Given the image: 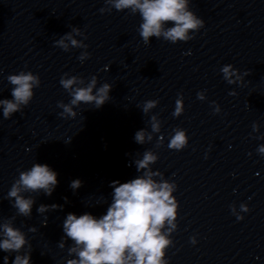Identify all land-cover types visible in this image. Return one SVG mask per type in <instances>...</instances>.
Instances as JSON below:
<instances>
[{"label":"clouds","instance_id":"1","mask_svg":"<svg viewBox=\"0 0 264 264\" xmlns=\"http://www.w3.org/2000/svg\"><path fill=\"white\" fill-rule=\"evenodd\" d=\"M107 7L99 9L101 13L130 10V14L139 13L142 23L139 26V34L147 45L150 38H163L173 44L187 42L194 39V33L204 27V20L199 18L190 10V0H104ZM171 24V27L167 25ZM77 36H83L78 40ZM87 37L77 27L61 36L54 42L56 47L65 52L72 48H81L78 60L81 63L90 58L91 54L86 51L88 45L83 42ZM107 70V69H106ZM223 79L228 84H243L244 76L249 72L241 74L231 64L221 68ZM12 85V99H0V108L3 117L10 119L16 112L30 104L34 96V88H39L41 80L38 74L31 71H21L7 77ZM60 85L71 97L69 103L59 101L57 107L63 111L59 113L62 118H75L81 104H92L95 109L101 108L111 97L109 95L112 85L104 83L97 87L98 80L92 76L88 82L85 79L64 73L61 76ZM235 96L236 93L230 92ZM201 101L206 99L205 92L197 93ZM159 104L158 100H147L143 102L142 112L149 114ZM214 114L221 109L218 104L212 102ZM184 113L183 95L178 94L175 101L173 117H180ZM151 131L140 129L134 135L137 144L145 145L153 141L154 134L161 133L162 121L158 114L151 115L149 120ZM253 132L259 131V125L253 123ZM168 148L181 151L188 147L189 137L185 129L176 127L172 130ZM264 139V137H257ZM164 137L161 135L157 140L156 147L163 144ZM257 153L264 156V145L257 148ZM251 155V153H249ZM158 160V155L152 150H145L141 159H135L137 172L142 175L125 183L113 181L112 200L107 208L106 214L99 218L90 213L77 216L68 213L63 222V237L58 246L65 247V238L73 243L68 248V255L76 258L67 259L66 264H168L166 253L173 246L171 234L177 230L179 217V202L173 193L177 190L175 182L164 179L163 173L153 171L151 165ZM19 171V170H18ZM57 173L47 164L34 163L30 169L19 171V176L13 182L5 199L12 202L16 209V215L0 221V250L5 253H16L12 264H30L32 245L26 238V234L14 226L16 216L31 217L32 207L35 203L34 197L25 193L43 192L51 196L58 184ZM159 177V180L155 179ZM82 186L79 179L73 180L70 187L75 191ZM67 201V198H65ZM14 201V202H13ZM58 205H40L38 213L55 210ZM230 209L237 220H243L240 212H248L247 204L240 205L238 212L235 205ZM46 223V221H44ZM30 232H36L32 227ZM195 244L196 238H190ZM27 246V251H24ZM4 264H8L9 257L4 256Z\"/></svg>","mask_w":264,"mask_h":264}]
</instances>
